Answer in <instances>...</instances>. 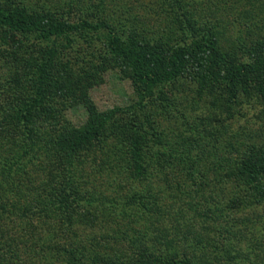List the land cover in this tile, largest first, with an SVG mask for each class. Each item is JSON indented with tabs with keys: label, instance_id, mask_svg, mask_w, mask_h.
Here are the masks:
<instances>
[{
	"label": "trees",
	"instance_id": "16d2710c",
	"mask_svg": "<svg viewBox=\"0 0 264 264\" xmlns=\"http://www.w3.org/2000/svg\"><path fill=\"white\" fill-rule=\"evenodd\" d=\"M61 1L32 0L28 6L23 0H0V48L4 50L0 56L16 67L15 72L8 71L9 101L14 107L7 116L22 126L27 139L38 134L33 142L40 140L48 152L41 161L51 164L28 170L12 163L6 173L13 176L6 182L0 176V195L6 192L8 202L3 222L0 214V264H212L214 253L225 254L220 264L264 262L249 246L246 252L231 248L236 244L232 230L216 228L213 241L205 245L203 238L189 242L199 229L194 218L209 208L223 212V197L230 196V204L239 207L257 195L264 196L260 132L248 138L245 151L237 150L226 134L231 131L226 119L234 110L264 102V0H254L245 8L249 17L244 26L254 34L250 47L243 50L247 61L240 56L228 58L227 52L218 49L212 29L199 31L194 17L179 2L177 38L171 36L174 28L170 32L162 25L161 40L153 41L121 32L97 14L90 18L76 12L72 3L76 0H64V9ZM155 1L149 10L165 8L162 0ZM204 5L197 6L204 9ZM103 28L108 29L106 38L100 37ZM75 34L87 43L94 41L92 46L101 51L99 60L93 57L94 51L80 50L88 57L79 54ZM114 66L131 80L134 97L126 109L100 111L88 91L103 82L104 70ZM71 95L85 100L89 111L80 127L65 121ZM189 110L193 112L188 115ZM118 111L133 119L131 138L119 129ZM160 111L171 117L182 114L180 130L195 131L207 140L209 136L214 145L206 144L209 148L186 157L195 151L193 143L178 139L164 150L167 160L158 148L149 152L155 162L147 163L143 140L149 143L161 134L156 128ZM3 115L0 111V122ZM47 124L58 131L56 136L43 133ZM119 135L125 137L116 140ZM123 141L126 145L130 141L129 147H120ZM94 153V169L101 173V181L96 187L88 180L92 187L86 188L77 182L84 170L81 158ZM9 188L15 197L23 198L19 205L10 199ZM241 191L245 198H239ZM116 211L118 216L113 215ZM189 212L194 218L184 225L181 219ZM14 214L23 220L10 224ZM168 216L176 218L175 226L186 236L179 245L170 238L169 244L160 242L154 248L158 238L154 219ZM119 222H139L136 231L141 239L125 232L129 244L118 246L113 230L120 231L115 228L121 226ZM145 226L147 231L139 229ZM94 227L99 231L89 240L86 232ZM21 245H29L28 262H20Z\"/></svg>",
	"mask_w": 264,
	"mask_h": 264
},
{
	"label": "rangeland",
	"instance_id": "374dc122",
	"mask_svg": "<svg viewBox=\"0 0 264 264\" xmlns=\"http://www.w3.org/2000/svg\"><path fill=\"white\" fill-rule=\"evenodd\" d=\"M23 1L28 6L32 5V0ZM140 2H142L144 5H140ZM176 2L185 4L187 8L186 14L191 18L194 17L195 22H197L198 24L197 27L200 28L198 29L199 31L201 30L203 33H205L209 29H212V34L215 36L218 49L220 48L223 53L227 52L228 58L240 56V58H242L243 60H249V57H247L246 54L243 55V53H245L243 50L250 47L252 38H254V34L252 32L250 33L251 28L244 26V23L248 20L249 17L247 15V11H245V8L251 7L254 0H162L165 8L160 10L158 5L156 4L155 6L159 8L158 11L149 10L151 5H154L156 3L155 0H83V2H79L78 0H76V2L73 1L72 3L74 4L73 9L76 12L82 14L85 13L90 18L93 17L94 14H97L99 16H102V18H104L106 22L112 24V26L116 27L121 32L127 30V33L130 36L133 35L139 39L156 41L161 40L160 26L162 25L163 27L168 26L170 32L174 28L175 33H173L171 36H176L177 38L178 31L176 30L179 29V26L178 22H176L175 20H177V11L180 7ZM201 3H205L204 9L197 6ZM33 6H36V4L34 3ZM61 6L63 7V9L64 7H66L64 0L61 1ZM105 31H108V29L106 30L103 28L101 31L103 34H101L100 37H105ZM74 36L77 40L75 44L77 51L80 52V50L83 49L94 51L95 55L93 57L97 56V60L100 59L99 53L101 51H96L95 47L92 46V43H94V41H90V43H87L85 38H82L81 34H75ZM93 37L96 38L97 35H94ZM0 42L2 41L0 40ZM86 46L87 48H84ZM236 46L238 47L239 51H236ZM0 50L4 54L3 47H1ZM231 50H233V55L231 53ZM70 53H74L72 48H70ZM79 54L84 55V52H80ZM21 62L23 66V61L21 60ZM109 68L110 69L104 70L102 74L104 78L103 82L97 86H94V88H91L90 92L88 91V93L92 98L94 104L97 106V108L100 109V111L117 108L126 109L132 101V98L134 97L132 82L129 78L122 74L120 68H118L117 66ZM15 69L16 67L13 61L7 60L5 58V55L0 56V111L5 114L3 115L2 122H0V176L5 182L8 178L13 176L12 173L11 176L6 173V171H9V168H6L8 164L14 163L16 164L15 166L20 164L21 167H19L21 169L27 168L28 170H32L33 167L35 168L36 166H39L41 164H43L46 168L51 167V164L47 159H43L41 161L42 156H47L48 154L45 148L46 145L43 146V143L40 140L37 142H33L38 134L32 140L27 139L24 135V129L22 128V126H20L19 123H16L13 120L10 121L11 118L7 116L11 108L14 107V105L11 106L9 101V94L10 90L12 89L10 88L8 83V71L15 72ZM79 96H81V94ZM191 99L192 98H189V102H193ZM69 100L70 101H68V106H70L66 115L68 120L65 121L70 122L74 127H80L86 121L87 113L89 112L85 106V100L79 99L78 97L74 98V96L72 95ZM71 100H73L72 103ZM251 104L252 106L250 107H242L243 109L241 108L240 111L234 110L233 113L230 114L231 118L226 119V124L230 125L231 130L226 132L227 138L229 141L232 140L233 142H235V147L237 148V150L241 149L242 151H245L247 149L248 138H251L252 136H254L255 138L256 132H260L259 136L257 137L264 146V102L259 103L256 101L255 103ZM192 112L193 111L189 110L188 115ZM118 113L119 115H117V124L119 126V129L122 130L123 128L126 132V138H131L134 128V126L132 125L134 123L133 119L130 118L129 115L124 114L122 111H118ZM159 114L161 115H157L158 124L156 125V128L157 131L161 134H158L156 139H151L149 143H146V141L143 140V145L145 146L144 152L147 151L146 153H148V155L149 152L155 151L156 149L160 148L161 150H158L162 152V158L167 160L168 157L166 151L164 150L170 147L171 141L176 144L178 142V139L180 142L190 139L189 142L193 143L195 151H193V154L190 153L186 157H191L198 154L200 150L208 147L206 146V144H210L211 147L212 145H214L209 136L207 140L205 139V137L201 138L195 131L185 132L180 130L179 124L182 123L180 122L181 118L183 117L182 114L174 117L168 116L167 114L162 113V111H160ZM58 125L60 126L61 123H59ZM43 129V133L47 136H51L53 134L54 136H56V134H58V131L55 128L50 127L48 124L47 126L43 127ZM142 129L143 125L139 130L140 135L143 134L141 132ZM178 134L181 135V137ZM124 137L119 135L115 139L119 140V138ZM127 143L130 145V141H128ZM122 144L126 145V142H121L120 147ZM129 145L126 146L129 147ZM149 146L151 147V149L149 148ZM153 158L149 155L146 158L147 163L152 165L155 162ZM81 159L83 160V163L80 166H82L84 170L79 174L77 182L82 185H86V188H91L92 183L96 187L99 186L101 181V173L94 169V162L97 161V155L94 153L84 156ZM236 162L239 163L237 159ZM179 168L180 167L178 166V172L180 171ZM1 178L0 180H2ZM88 180H90L91 184L88 182ZM231 183L233 182L231 181ZM9 191H11L10 188ZM242 193L246 195L245 192L241 191V193L239 194L240 199L245 198V196L241 195ZM3 197L5 198L3 199ZM6 197V192L2 196L0 195L1 222L4 221L2 216L6 215V205H8ZM229 197L230 196L223 197V202L225 203V205H223L222 203L220 205V207L223 208V212L215 208L214 210H211V208H209L205 209L203 213L198 217H193L197 221L199 229L196 228V231L194 235L190 237L189 242H194L203 238V243L205 245L208 243V241H213H210V239H213V231L216 228H221L222 230H232V239L236 244H232L231 248H240L242 251L246 252L248 250H246V248L249 246L251 248L250 251L260 253L264 258V196L257 195V197L251 198L250 201L247 202V204H242L239 207H234V205L230 204ZM11 198H14V201L16 202V204L18 203V205L20 204V202H22L23 199L22 197H15L12 191L10 192V199ZM8 207L10 208L11 205H9ZM113 215L118 216V212H114ZM14 216H16V214H14ZM14 216L10 224H14L16 220L17 223L23 220L18 216ZM193 218L191 213L189 212L187 215H183L181 222L182 224L187 225L190 224V221ZM118 221H120L119 218H117V223ZM154 222H158V224L156 225L157 230L155 234L158 238L155 241L154 248L158 247L160 242L169 244L170 238L175 239V245H179V241L183 242L186 233L184 234V232L181 231L182 228H178V226H175L174 223L176 222V218L173 219V216H168L167 218H165V220L157 221L154 219ZM119 223H121V226H115V228H119L120 231H118L117 229L113 230V236L119 243L118 246H120V244H129V239H124L125 232H128L131 238L141 239V233L136 231L138 230V227L140 225L139 222L137 224L134 222H128L127 224L123 222ZM200 224L202 226H200ZM203 226L206 227V230H202ZM15 228L16 227L14 226L11 229L10 233L14 232ZM139 229H141L142 231H147L148 226L141 227ZM98 231L99 230L97 227L88 229L86 235L88 236L89 240H92L96 236ZM176 232H178V234H176ZM21 233H23V231H21ZM167 233L170 236L168 235L166 237ZM25 234H28L29 238L32 236V233L30 234L28 230L27 232L25 231ZM35 237L38 236L36 235ZM39 244L43 243L39 242ZM25 246L26 245H21L22 250L20 254V262H28V257L31 258L30 255H27L30 252L29 245H27V247ZM149 251L152 252L151 249H149ZM157 252H160V250L157 249ZM210 254H213V250L210 251ZM216 254L217 253H214V255H212V259L210 260H214L212 264L223 263V261H220L219 259L223 258L225 254L219 256H216ZM202 255L206 258L203 253ZM206 262L210 263L207 258ZM260 264H264V262H261Z\"/></svg>",
	"mask_w": 264,
	"mask_h": 264
}]
</instances>
